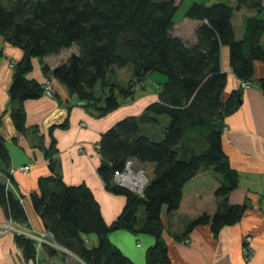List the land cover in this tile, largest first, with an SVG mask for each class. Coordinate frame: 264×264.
Returning <instances> with one entry per match:
<instances>
[{
	"label": "trees",
	"instance_id": "trees-1",
	"mask_svg": "<svg viewBox=\"0 0 264 264\" xmlns=\"http://www.w3.org/2000/svg\"><path fill=\"white\" fill-rule=\"evenodd\" d=\"M234 2V7L225 2H193L185 17L199 24L194 43L188 45L172 34L175 0H0V37L23 53L12 64L8 90L16 104L10 116L19 132L27 130L23 102L42 96V85L27 78L34 58L42 61L75 45L76 53L71 52L53 69L42 64L41 70L46 80L62 83L98 118L117 110L120 99L132 98L135 88L151 74L164 77L156 102L139 116L116 122L100 136L98 175L108 192L125 199L111 223L103 220L87 186H68L62 181L56 153L52 147L46 149L49 175L39 179L31 204L53 242L82 264H134L109 241L108 235L115 231L152 236L154 243L146 249L145 264H171L161 236V215L179 208L183 186L200 173L202 165L222 177L214 192L218 208L212 216L202 214L190 220L183 233L173 235L175 240L186 241L192 229L201 225H209L217 234L222 227L237 223L248 208L247 203H225L238 186L239 174L222 149L224 119L238 109L241 100L240 93L233 91L222 101L227 78L220 68V49L228 48L234 76L251 82L254 63H264V19L260 18L264 0ZM242 8L253 14L245 19L242 37L236 39L231 17ZM127 66L132 68V79L126 85L107 82L110 72ZM257 84L264 96V77ZM161 117L167 120L162 139L152 141L140 126L158 125ZM190 133L197 143L204 140V146L180 151L183 137ZM126 161L152 166L142 196L112 183L113 173L122 170ZM9 168L10 156L0 136V206L9 222L25 224L22 205L5 187L6 179L12 182ZM90 236L96 238L95 246L89 245ZM15 244L25 259L35 258V241L19 234ZM45 248L49 256L57 254Z\"/></svg>",
	"mask_w": 264,
	"mask_h": 264
},
{
	"label": "crops",
	"instance_id": "crops-1",
	"mask_svg": "<svg viewBox=\"0 0 264 264\" xmlns=\"http://www.w3.org/2000/svg\"><path fill=\"white\" fill-rule=\"evenodd\" d=\"M215 1L218 0H175L177 10L182 8L184 14L178 22L174 20L172 34L188 45L194 43V29L199 22L187 19L185 11L193 2L210 5ZM226 1L234 7V0ZM252 14L244 8L233 11L231 23L236 39L242 37L245 19ZM261 43L264 44V34ZM62 53L45 57L42 61L32 59V70L27 78L43 85L46 78L41 70L42 64L55 68L69 56V53ZM22 56L20 49L0 37V136L10 156L8 172L12 182L8 189L19 200L27 216L25 224L9 223L0 206V264H82L72 253L57 246L49 236H45L39 246L35 242L34 259H25L22 250L15 244V236L32 233L43 237L48 233L33 210L30 196L38 192L39 179L49 175L46 149L50 147L56 153L55 162L66 185L87 186L99 204L105 223H111L119 215L125 199L105 189L97 172L100 164L97 149L101 134L122 117L119 116V108L103 117H96L74 95H70L62 83L51 78L54 97L42 95L36 100L23 102L27 130L17 131L10 116L16 104L11 102L8 90L12 81V64L20 61ZM220 68L227 78L222 101L225 102L233 91L240 93L241 100L238 109L224 119L222 149L231 168L239 174L238 186L230 192L225 203H247L248 208L237 223L222 227L217 234L211 232L209 225H201L192 229L186 241L175 240L173 235L183 233L190 220L202 214L212 216L218 208L214 192L222 184V177L201 167L200 173L183 186L179 208L171 214L163 211L161 215V236L171 264H264V96L257 84L264 77V63H254V75L247 89L241 88V81L230 68L227 47L220 49ZM156 78L159 82L152 85L151 95L143 97L140 108L157 101L158 84L164 79ZM147 83L145 81L139 87L142 93ZM130 110L128 107L123 112L139 115L138 112L131 114ZM62 124L65 127H60ZM189 143L195 146V137H189L185 145ZM189 149L182 143L180 151L187 153ZM22 167L28 170L21 171ZM143 167H149L152 172L151 165ZM2 179L0 172V182ZM247 238L253 251L248 262L242 252ZM108 239L134 264H145L146 249L154 243L152 236H136L127 231L111 233ZM88 243L94 245L97 240L90 236ZM46 246L53 248L57 254L49 256Z\"/></svg>",
	"mask_w": 264,
	"mask_h": 264
},
{
	"label": "rangeland",
	"instance_id": "rangeland-1",
	"mask_svg": "<svg viewBox=\"0 0 264 264\" xmlns=\"http://www.w3.org/2000/svg\"><path fill=\"white\" fill-rule=\"evenodd\" d=\"M215 2H225V3H227L226 0H218V1H215ZM181 9L182 8L177 10V12L174 15L173 20L178 22V20L182 19L184 13H183V11ZM260 18L264 19V8H263V11L260 14ZM77 50H78L77 47L75 45H73L71 48L64 50L62 54H66V53L70 54L71 52H75L76 53ZM156 77H158V78L161 77L162 79H164V77L162 75L153 73L147 79V82H148L147 83V88H146L144 93H142V91L140 90V88L138 86V87L135 88V92H134V95H133L132 98L120 99L119 116L122 117V118L119 119V121L122 120L125 117H128V116H135V115H130L127 112L126 113L123 112V109L125 110L128 107L131 109L130 110L131 114H133V113L137 114V112H138V114L140 115L143 112V110H144L143 107L140 108L139 105H142L141 101H142L143 97L151 95V93L153 91L152 90V85L155 82H159L158 80H156L157 79ZM131 79H132V68L130 66H127V67L121 68V69H115L113 72H110L107 75V82H109V83H118V84L126 85ZM98 91H99V86L97 85L96 86V93H98ZM139 115H136V116H139ZM163 119H166V117H161L160 120H159L158 125H141L140 126L141 133L146 135V136H148L152 141L161 140L162 139L161 136H162L163 130H164L166 124H167V122H165ZM189 137L193 138V137H195V134L194 133H190V134H186L183 137L182 143H183L184 146L190 147L191 149L192 148H194V149L196 148L195 150H200L204 146V140L201 141L200 144H198V143L196 144L195 143V146L193 144H190V143L188 145H185V143H188V138ZM182 143H181V145H182ZM196 146H198V147H196ZM133 166H134V170H144L145 171L146 180H148L151 177L152 172H151L149 167L146 168V167H143V165H137L135 162H133ZM201 167H204V168L206 167V168L210 169L209 170L210 173H213L215 175H219V174H216L212 170V168L209 167V166L202 165ZM204 168H202V170ZM110 194H112V193H110ZM115 196H118V195H115ZM115 232H119V231H115ZM115 232H113V233H115ZM89 245L90 246H95L96 244L94 243V245H92V243H89Z\"/></svg>",
	"mask_w": 264,
	"mask_h": 264
},
{
	"label": "built area",
	"instance_id": "built-area-1",
	"mask_svg": "<svg viewBox=\"0 0 264 264\" xmlns=\"http://www.w3.org/2000/svg\"><path fill=\"white\" fill-rule=\"evenodd\" d=\"M250 81L241 82V88L247 89L250 86ZM42 95L48 98L54 97V92L50 80H45L42 85ZM21 171H27V167L20 168ZM112 183L120 188L129 190L130 192L142 196L143 189L147 184L145 177V172L143 170H134L133 162L126 161L124 167L120 171H115L112 175ZM10 186V181L6 179L5 187ZM10 223V222H9ZM26 238H29L35 242L40 243L44 242V237L49 236V233L45 234L43 237H36L32 233H23ZM51 237V236H49ZM250 240L247 238L243 246L242 252L246 262H248L253 254L252 248L250 247Z\"/></svg>",
	"mask_w": 264,
	"mask_h": 264
},
{
	"label": "water",
	"instance_id": "water-1",
	"mask_svg": "<svg viewBox=\"0 0 264 264\" xmlns=\"http://www.w3.org/2000/svg\"><path fill=\"white\" fill-rule=\"evenodd\" d=\"M49 236H51V234L49 233ZM52 237V236H51Z\"/></svg>",
	"mask_w": 264,
	"mask_h": 264
}]
</instances>
